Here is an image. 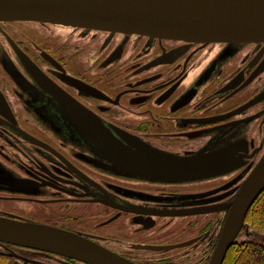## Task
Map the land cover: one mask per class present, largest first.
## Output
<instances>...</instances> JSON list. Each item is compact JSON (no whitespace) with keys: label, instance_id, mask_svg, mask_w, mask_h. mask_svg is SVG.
I'll return each mask as SVG.
<instances>
[{"label":"flooded vegetation","instance_id":"1","mask_svg":"<svg viewBox=\"0 0 264 264\" xmlns=\"http://www.w3.org/2000/svg\"><path fill=\"white\" fill-rule=\"evenodd\" d=\"M77 111L145 153L220 152L223 170L182 181L119 171ZM263 156L264 43L0 20V216L58 227L136 264H209L223 207ZM25 260L91 264L0 243L1 262Z\"/></svg>","mask_w":264,"mask_h":264},{"label":"water","instance_id":"2","mask_svg":"<svg viewBox=\"0 0 264 264\" xmlns=\"http://www.w3.org/2000/svg\"><path fill=\"white\" fill-rule=\"evenodd\" d=\"M0 20L195 43H264V0H0ZM78 113L81 128L119 171L182 181L216 176L223 170L226 159L220 152L190 156L156 150L145 153L116 141L87 112ZM263 190L264 156L245 179L236 198L223 207L228 214L209 264H222L240 230L244 226L248 229L246 215ZM0 243L65 254L91 264H136L72 232L6 216H0ZM30 263L43 264L32 260Z\"/></svg>","mask_w":264,"mask_h":264},{"label":"trees","instance_id":"3","mask_svg":"<svg viewBox=\"0 0 264 264\" xmlns=\"http://www.w3.org/2000/svg\"><path fill=\"white\" fill-rule=\"evenodd\" d=\"M245 222L250 236L233 243L222 264H264V190L250 207Z\"/></svg>","mask_w":264,"mask_h":264},{"label":"rangeland","instance_id":"4","mask_svg":"<svg viewBox=\"0 0 264 264\" xmlns=\"http://www.w3.org/2000/svg\"><path fill=\"white\" fill-rule=\"evenodd\" d=\"M248 232L250 233L249 227H248ZM245 238H246V235L245 233H243L242 235H240L239 240H243ZM5 264H8V263H5Z\"/></svg>","mask_w":264,"mask_h":264}]
</instances>
